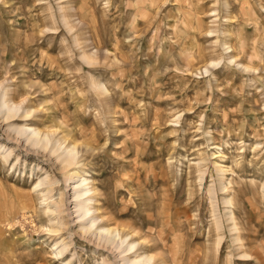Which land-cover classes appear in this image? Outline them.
Returning a JSON list of instances; mask_svg holds the SVG:
<instances>
[{
  "label": "rangeland",
  "instance_id": "obj_1",
  "mask_svg": "<svg viewBox=\"0 0 264 264\" xmlns=\"http://www.w3.org/2000/svg\"><path fill=\"white\" fill-rule=\"evenodd\" d=\"M1 100L0 264H264V0H0ZM73 172L128 253L82 232Z\"/></svg>",
  "mask_w": 264,
  "mask_h": 264
},
{
  "label": "bare ground",
  "instance_id": "obj_2",
  "mask_svg": "<svg viewBox=\"0 0 264 264\" xmlns=\"http://www.w3.org/2000/svg\"><path fill=\"white\" fill-rule=\"evenodd\" d=\"M1 111L4 116L3 120H8L14 117L18 113L19 110L16 107L7 106L6 103L3 100H1L0 112ZM15 132H17L19 135H23V136L25 135L26 136L25 140L28 143H30L32 146H37L38 144L41 145L42 148H46L48 146L49 139L46 137L42 139L39 136V132L34 129L15 128ZM7 151H8L7 156L4 153V157H3L5 161H7V157L11 154V149H8ZM59 151H61V146L59 144L54 145L52 149V153L54 152L58 153ZM57 160L61 164L63 170L69 169L75 164L76 153L74 149L72 148L66 149L64 151H61V153L57 157ZM77 175H78L77 172H73L72 174L65 176L67 177L65 181H66V187L72 190L71 197L73 199L72 202L74 204L75 213L78 216L77 218L83 222L82 223L83 225L81 226L82 232L84 234L87 233L86 235H88L89 233L91 238L92 236L96 238L95 242L98 243L99 245H103L105 247L109 246L110 248H114V251L117 250L118 254L119 253L123 254V252L128 253V251L134 248V243L123 247L127 241V238L123 240L116 230H113L110 228H100L98 230L97 218L91 217L94 212V211L92 212L91 210L93 199L90 198V196L93 194L92 189L87 186V182L85 180L78 181L79 183H76V184L69 183L71 180L74 179L73 177H76ZM56 182L57 181H50L49 177L46 176L44 179L39 180V182H37V184L33 188V191L35 189V191L38 194L37 198L40 199V204H43L44 214H46L48 221L52 223V225L50 223L51 225L50 228L45 229L46 230L45 233L47 232H49V234L54 233V235H57L58 231H60V226H63L62 220H61V214L63 213L62 211L63 202L55 201L52 199V191L54 190V187H55L54 185L56 184ZM27 208L29 207H23V210H24L23 212H27ZM99 219H101V217ZM68 247H69L68 243H65L63 240L56 239L52 246L51 253L56 257L62 256L68 251ZM148 259L145 257L144 258L142 257L139 260H136V259L130 260L129 258L126 257V255H123L121 257V260L124 262V264L147 263ZM103 263L108 264L105 261H103Z\"/></svg>",
  "mask_w": 264,
  "mask_h": 264
}]
</instances>
